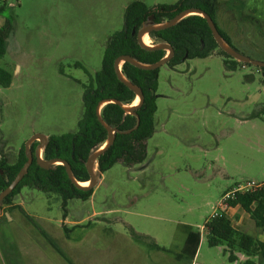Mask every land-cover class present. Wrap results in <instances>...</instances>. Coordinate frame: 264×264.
I'll list each match as a JSON object with an SVG mask.
<instances>
[{"label": "rangeland", "instance_id": "obj_1", "mask_svg": "<svg viewBox=\"0 0 264 264\" xmlns=\"http://www.w3.org/2000/svg\"><path fill=\"white\" fill-rule=\"evenodd\" d=\"M133 1L0 0V28L13 20L0 59L11 75L10 86H0V155L19 152L35 134L77 131L84 86L100 70L105 47ZM138 1L151 8L178 0ZM221 11L227 29L220 18L216 22L237 50L264 62V25L240 19L224 5ZM247 25L258 34L247 35ZM245 37L257 39L260 48L250 41L241 46ZM156 107L145 161L131 168L117 163L99 174L89 200H71L64 211L60 196L24 187L13 205L0 204V264L191 263L173 251L183 226L203 236L224 191L264 181V73L255 66L231 70L217 52L173 68L165 64ZM131 226L156 236L165 251ZM203 241L199 264H234L224 247ZM208 251L221 254L206 256Z\"/></svg>", "mask_w": 264, "mask_h": 264}, {"label": "trees", "instance_id": "obj_2", "mask_svg": "<svg viewBox=\"0 0 264 264\" xmlns=\"http://www.w3.org/2000/svg\"><path fill=\"white\" fill-rule=\"evenodd\" d=\"M4 8V5L0 7V13ZM187 9H197L207 14L213 20L224 42L238 51L231 38L216 23L218 0H178L174 4H159L151 8L138 0L129 3L124 11L122 29L110 37L105 47L100 70L90 79L89 84L84 86L83 111L77 123V131L48 137L42 153L44 160L66 161L77 182H88L90 177L86 162L108 139V131L98 119L97 108L101 106L99 112L101 120L116 132L113 144L97 159L98 173H105L117 163L131 168L145 161L146 144L154 133L159 68L143 70L128 62L121 65L122 76L140 88L143 94L142 104L133 111V114H128L122 106H131L136 100V95L118 78L114 70V61L119 56L127 55L146 65L159 62L166 56V51L142 47L137 41V33L146 25L166 23ZM151 16L152 21L149 20ZM12 36L13 20L7 19L0 28V59L6 54L8 39ZM150 39L152 46L167 43L173 48V56L166 63L172 68L187 60L205 58L215 52L224 58V64L231 70L236 69L238 65L252 66L238 62L225 54L217 45L206 20L198 14L189 15L170 28L152 31ZM258 69L264 73V68ZM10 83V73L0 68V86L7 88ZM37 145V141L31 145L33 153ZM26 160L24 146L20 149L15 162H9L2 154L0 155V192L8 187ZM24 187L60 196L64 211L69 201L75 199L87 201L94 191V188L85 191L75 186L69 180L63 165L43 169L36 163L35 158L27 174L1 204L13 205V199ZM236 206L249 215L258 231L264 229V187L252 193L237 195L229 203V208ZM203 227L207 245L211 248L224 247L223 254L228 262L264 264V243L259 241L256 235L237 231L225 213L219 217H210ZM200 239L199 232H190L181 253L176 258L191 262L198 251ZM240 256L244 259L240 260Z\"/></svg>", "mask_w": 264, "mask_h": 264}, {"label": "water", "instance_id": "obj_3", "mask_svg": "<svg viewBox=\"0 0 264 264\" xmlns=\"http://www.w3.org/2000/svg\"><path fill=\"white\" fill-rule=\"evenodd\" d=\"M192 14H198L200 16H202L207 24L208 27L211 30V33L217 43V45L219 46V48L228 56H230L231 58H233L234 60L241 62V63H245V64H250L252 66L258 67V68H264V62L262 61H258L255 59H252L244 54H241L240 52L236 51L235 49L231 48L228 44H226L224 42V40L222 39L220 33L218 32L216 25L214 24L213 20L205 13H203L200 10L197 9H187L182 11L181 13H179L178 15H176L172 20L160 24V25H146L143 28L140 29V31L137 33V41L138 43L146 48V49H159V50H165L167 52L166 56L161 59L159 62L151 64V65H146V64H142L137 62L136 60H134L133 58H131L130 56L127 55H123V56H119L115 59L114 61V70L118 76V78L125 83V85L132 90L135 95H136V99L139 100L137 105H131V106H122L124 111L128 114H133V111L143 102V94L140 88H138L137 86H135L134 84L128 82L121 73V65L125 62H128L132 65H134L137 68L143 69V70H155L160 68L161 66L165 65L173 56V48L168 45L167 43H161L155 46H147L143 43L142 39L145 35H148V37L150 38V33L152 31H157V30H164L167 28H170L172 26H174L176 23H178L180 20L184 19L185 17L192 15ZM149 20L152 21L153 17H149ZM113 103L116 101H112ZM100 108L101 106H99L97 108V114H98V119L99 121L104 125V127L107 129L108 131V139L105 143V145L95 151L87 160L86 162V169L87 172L89 174V181L87 182L88 185L86 187H83L81 185L80 182H77L73 175H72V171H71V167L70 165L63 160H59V159H54V160H49L46 161L43 159L42 157V150L44 149V147L46 146L47 142H48V137L42 135V134H35L33 135L27 142L25 145V153H26V162L23 165V167L20 169V171L17 173V175L15 176V178L11 181V183L8 185V187L6 189H4L2 192H0V204L3 202V200L15 189V187L19 184V182L23 179V177L27 174L28 169L30 167V165L33 162V159L35 158L36 163L43 169H49L51 166L53 165H58L61 164L65 167L67 176L69 178V180L78 188L83 189L85 191L91 190L93 189L98 181V177H99V173L97 172L96 168H97V159L98 157L107 149L109 148L113 142H114V133L116 132L115 129H112L110 127H108L107 125H105V123L101 120L100 116H99V112H100ZM38 141V145L34 151V153L31 151V145L35 142Z\"/></svg>", "mask_w": 264, "mask_h": 264}, {"label": "crops", "instance_id": "obj_4", "mask_svg": "<svg viewBox=\"0 0 264 264\" xmlns=\"http://www.w3.org/2000/svg\"><path fill=\"white\" fill-rule=\"evenodd\" d=\"M218 5H219L218 12L222 13L221 5H224L228 12H231V13L234 14V12H235L234 10H236L237 12H236L235 16H237V17L239 16L238 18L241 19V17H244L246 19H252L253 21H255L257 23L264 25V0H218ZM218 12H217V15H216V19L220 18V20H221L220 22L226 28L227 25L225 23L226 20L224 19V16H223L224 14L222 15V17H219ZM248 29L249 28H248V25H247L246 26V34L247 35H253L254 36L256 33L258 34V31L257 32H253V31L248 30ZM252 29L254 30V28H252ZM224 32L230 37V33L226 32V31H224ZM249 41L253 43L251 46H253V48H256V49H259L260 45L262 44V43H258V40L255 39L254 37H245V39H243L241 41V46L244 44V42L246 43V42H249ZM18 154H19V152H8V153H4L3 152L2 155L6 159H9L8 160L9 162H15L16 159H17ZM257 183H264V181H260V182H257ZM231 188H233V187L228 188L226 191L230 190ZM226 191H224L223 194ZM225 214L230 219V221L232 223V226L237 231L243 232V233H247V231H252V232L255 233V235L257 236L258 240L264 243V229L258 231L254 221L249 217V215L242 208H240L238 206H236L234 208H228L226 210ZM64 217H65V220L62 222V226L64 225L65 228H66V224L69 223V221H67V218H66L67 216H64ZM157 219H159V218H157ZM130 228H131V231H133L137 235V237L143 238L145 240H150L151 241V246L154 247L155 249L165 251L164 248L159 247L155 243L154 239H156V236H154L153 234H150V232H144L143 230H138V228H135L134 226H131ZM202 231H203V236H202V233L199 232L200 235H201V239H200V245H199L198 251L196 253V256L194 257V259L191 261L190 264H199L198 263V259H199L200 255H201L202 246L204 244L203 243L204 242L203 238L206 241V238H205L206 233L204 231V227L202 228ZM190 232H194V230H192L190 227L185 225L180 230V233L176 234L177 243L175 245V250H173L175 253H179V254L181 253L183 245L185 243V240H186V238H187V236H188V234ZM195 232H197V231H195ZM179 254H176V256L179 255ZM220 254H221V251H215V253H211L210 251L206 252V256H211V255L220 256ZM243 259H244V257L240 256V260H243ZM201 264H210V262L209 263L208 262H204V263H201Z\"/></svg>", "mask_w": 264, "mask_h": 264}, {"label": "built area", "instance_id": "obj_5", "mask_svg": "<svg viewBox=\"0 0 264 264\" xmlns=\"http://www.w3.org/2000/svg\"><path fill=\"white\" fill-rule=\"evenodd\" d=\"M262 187H264V183H257L255 181H246L244 183L236 184L221 196L219 202L213 208V213L210 217H219L225 213L229 208V203L234 200L237 195L252 193Z\"/></svg>", "mask_w": 264, "mask_h": 264}, {"label": "bare ground", "instance_id": "obj_6", "mask_svg": "<svg viewBox=\"0 0 264 264\" xmlns=\"http://www.w3.org/2000/svg\"><path fill=\"white\" fill-rule=\"evenodd\" d=\"M149 39H150V38L148 37V35H145V36L143 37L142 41H143V43H144L145 45L149 46V43H150V40H149ZM138 102H139V100L136 99V100L134 101L133 105H137ZM81 185H82L83 187H86V186L88 185V183H87V182H84V183H81Z\"/></svg>", "mask_w": 264, "mask_h": 264}]
</instances>
